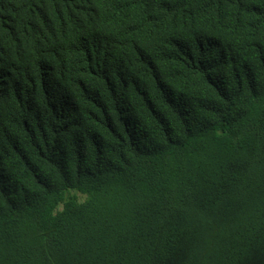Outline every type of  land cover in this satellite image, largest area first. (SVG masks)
I'll return each mask as SVG.
<instances>
[{"label":"trees","instance_id":"obj_1","mask_svg":"<svg viewBox=\"0 0 264 264\" xmlns=\"http://www.w3.org/2000/svg\"><path fill=\"white\" fill-rule=\"evenodd\" d=\"M0 264H264V0H0Z\"/></svg>","mask_w":264,"mask_h":264}]
</instances>
